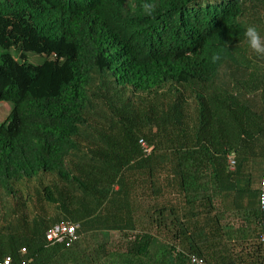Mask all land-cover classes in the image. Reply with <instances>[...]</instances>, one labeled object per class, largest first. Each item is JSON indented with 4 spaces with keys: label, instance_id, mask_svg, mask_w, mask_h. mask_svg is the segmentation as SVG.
<instances>
[{
    "label": "trees",
    "instance_id": "1",
    "mask_svg": "<svg viewBox=\"0 0 264 264\" xmlns=\"http://www.w3.org/2000/svg\"><path fill=\"white\" fill-rule=\"evenodd\" d=\"M248 26L264 38V0H0V264H264ZM57 223L78 226L70 247Z\"/></svg>",
    "mask_w": 264,
    "mask_h": 264
},
{
    "label": "built area",
    "instance_id": "2",
    "mask_svg": "<svg viewBox=\"0 0 264 264\" xmlns=\"http://www.w3.org/2000/svg\"><path fill=\"white\" fill-rule=\"evenodd\" d=\"M139 143H140L143 153L146 155H149L151 153V147L149 146V144L144 139H140ZM228 162H229L230 168L234 170L236 166V158H235L234 153L228 156ZM263 184H264V180H263ZM77 228L78 226L75 224L57 223L48 230L46 234V238L49 242H52V243L61 242V243H64L67 247H70L74 243V241H76L78 238ZM260 243L262 245L263 253H264V235L260 237ZM189 257H190V261L193 264H206L203 259L195 255H190ZM8 260L9 259L4 261V263L7 264ZM23 264H26V263H23Z\"/></svg>",
    "mask_w": 264,
    "mask_h": 264
},
{
    "label": "rangeland",
    "instance_id": "3",
    "mask_svg": "<svg viewBox=\"0 0 264 264\" xmlns=\"http://www.w3.org/2000/svg\"><path fill=\"white\" fill-rule=\"evenodd\" d=\"M26 59L28 61H30L31 63L39 64L42 61V56L39 55L38 53L34 52V51H28L27 55H26ZM219 80L222 82H226V83L229 82L228 73L227 72L222 73L219 77ZM257 94L260 95L261 94L260 91H257ZM259 98L262 101V98L261 97H259ZM12 107H13V104L10 101L0 102V123L6 120L7 116L9 115V113L12 109ZM148 109H149V112H152V110H153L152 103L147 107V110ZM255 171L256 170L254 169L253 172H255ZM138 180L139 179H137L136 173H132V172L127 173L128 185L130 186V189L132 191V195L135 197L138 196V194H139V191H138L139 187H138V183H137ZM139 198H141V196ZM110 240L112 242L111 243L112 247L117 248V249L124 248L125 244L127 242L126 239H124V237L121 236V234L116 233V232L111 233V239Z\"/></svg>",
    "mask_w": 264,
    "mask_h": 264
},
{
    "label": "clouds",
    "instance_id": "4",
    "mask_svg": "<svg viewBox=\"0 0 264 264\" xmlns=\"http://www.w3.org/2000/svg\"><path fill=\"white\" fill-rule=\"evenodd\" d=\"M146 15L151 16L155 11L154 3H145L143 5ZM244 36L247 40L248 47L259 58L264 59V38L261 37L260 32L255 26H248L244 31ZM221 59L219 54L212 56V62L216 63Z\"/></svg>",
    "mask_w": 264,
    "mask_h": 264
}]
</instances>
